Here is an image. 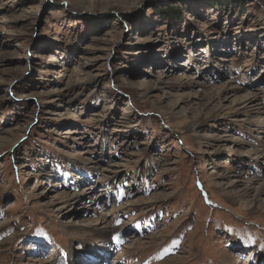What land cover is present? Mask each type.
<instances>
[{
    "label": "rangeland",
    "instance_id": "rangeland-1",
    "mask_svg": "<svg viewBox=\"0 0 264 264\" xmlns=\"http://www.w3.org/2000/svg\"><path fill=\"white\" fill-rule=\"evenodd\" d=\"M0 264H264V0H0Z\"/></svg>",
    "mask_w": 264,
    "mask_h": 264
},
{
    "label": "bare ground",
    "instance_id": "bare-ground-1",
    "mask_svg": "<svg viewBox=\"0 0 264 264\" xmlns=\"http://www.w3.org/2000/svg\"><path fill=\"white\" fill-rule=\"evenodd\" d=\"M106 228H107V227H106ZM105 232H107V230H106Z\"/></svg>",
    "mask_w": 264,
    "mask_h": 264
}]
</instances>
